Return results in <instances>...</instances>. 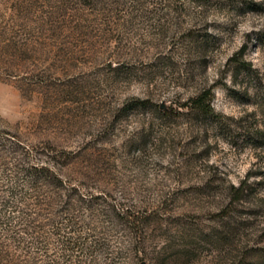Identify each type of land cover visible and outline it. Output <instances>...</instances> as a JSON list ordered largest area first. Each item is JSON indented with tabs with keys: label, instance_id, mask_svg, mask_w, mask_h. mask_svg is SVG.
I'll list each match as a JSON object with an SVG mask.
<instances>
[{
	"label": "rangeland",
	"instance_id": "obj_1",
	"mask_svg": "<svg viewBox=\"0 0 264 264\" xmlns=\"http://www.w3.org/2000/svg\"><path fill=\"white\" fill-rule=\"evenodd\" d=\"M205 90L215 115L183 106ZM48 166L71 257L60 201L20 246L1 216ZM0 245V264H264V0H0Z\"/></svg>",
	"mask_w": 264,
	"mask_h": 264
},
{
	"label": "trees",
	"instance_id": "obj_2",
	"mask_svg": "<svg viewBox=\"0 0 264 264\" xmlns=\"http://www.w3.org/2000/svg\"><path fill=\"white\" fill-rule=\"evenodd\" d=\"M213 93L212 90H205L200 95L190 99V105H183L189 108L192 112H202L204 114L215 115V110L212 105ZM145 103V101H142ZM146 106V105H143ZM49 162H55L56 157H48ZM51 160V161H50ZM26 176H28V182L33 185V190L27 189L26 186L19 185L18 183L11 189V195L9 199L2 200L3 204L1 210V216L8 211L10 207L15 212H18L16 217L5 216L4 221H6V226L8 227L10 237L13 242H16L19 246L26 241L21 233L24 235H29V230L32 229V223L34 222V212H32V205L46 206L47 208H52L53 203L60 201L64 204L62 209L63 215H66L60 221V226H58V235L60 239V245L65 253L70 255L78 252V250L85 251V245L76 238L75 235L78 233V221L74 215V201L73 197L70 195L66 196L59 194L62 189H65V181L62 176L56 171L52 170L49 166L43 167L41 169L31 168L27 171ZM43 183L45 192L40 194L38 192L39 183ZM236 191L243 192V188H239ZM58 198V199H57ZM21 205L25 207L22 210ZM3 213V214H2ZM66 229L70 230V233L65 234ZM64 232V233H63ZM58 239V240H59ZM1 246V245H0ZM71 263L73 260H69Z\"/></svg>",
	"mask_w": 264,
	"mask_h": 264
}]
</instances>
